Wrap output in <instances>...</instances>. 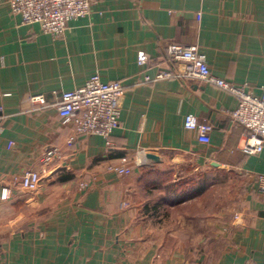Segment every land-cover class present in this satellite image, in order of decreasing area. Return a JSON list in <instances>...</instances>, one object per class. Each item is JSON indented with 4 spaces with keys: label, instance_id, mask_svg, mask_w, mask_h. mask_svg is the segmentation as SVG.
<instances>
[{
    "label": "crops",
    "instance_id": "crops-1",
    "mask_svg": "<svg viewBox=\"0 0 264 264\" xmlns=\"http://www.w3.org/2000/svg\"><path fill=\"white\" fill-rule=\"evenodd\" d=\"M173 44L264 93V0H95L59 40L0 0V264H264V151L243 153L236 96L194 80L146 81L173 69ZM140 52L156 65L140 66ZM96 74L126 87L112 148L75 133L54 106ZM41 95L45 104L32 100ZM189 115L213 126L210 143L186 128ZM139 149L160 161L137 169ZM29 171L42 177L36 193L19 186ZM95 190L100 210L84 206Z\"/></svg>",
    "mask_w": 264,
    "mask_h": 264
},
{
    "label": "built area",
    "instance_id": "built-area-1",
    "mask_svg": "<svg viewBox=\"0 0 264 264\" xmlns=\"http://www.w3.org/2000/svg\"><path fill=\"white\" fill-rule=\"evenodd\" d=\"M95 0H10L11 10L19 15L22 24L40 26L42 32L52 35L55 39L64 38L68 25L72 21L86 18L92 13ZM168 60L173 69L159 71L155 78L147 77L146 81L155 83L162 80L181 79L194 80L210 84L236 96L239 99L238 109L232 113L234 123L241 125L248 132L243 153L256 156L264 151V93L255 96L244 87L235 86L228 81L212 74L207 56L196 47H185L173 44L168 47ZM140 66L155 62L144 52L138 55ZM126 94V87L121 81H103L96 74L86 84L73 91L62 92L55 103L65 125L71 126L75 133L87 136H100L106 140L108 147H114L112 137L120 128L121 116ZM32 100L45 104L44 96H34ZM186 128L200 130V141L210 143L213 126L208 122H200L194 115L186 118ZM145 149L137 150L133 158L137 169H152L154 163L147 158ZM59 154L48 152L44 156V165L52 164ZM131 159L122 158L124 165ZM111 172L119 176L129 174L127 167L110 166ZM259 192L264 195V173L257 174ZM42 177L38 172H26L20 179L19 186L26 192L36 193L40 190ZM253 264V263H249Z\"/></svg>",
    "mask_w": 264,
    "mask_h": 264
},
{
    "label": "water",
    "instance_id": "water-1",
    "mask_svg": "<svg viewBox=\"0 0 264 264\" xmlns=\"http://www.w3.org/2000/svg\"><path fill=\"white\" fill-rule=\"evenodd\" d=\"M147 158L150 159L153 163H157L160 161V158L154 154H148ZM84 206L93 210L102 209V206L100 204L99 191L95 190L93 192H90L87 200L84 202Z\"/></svg>",
    "mask_w": 264,
    "mask_h": 264
},
{
    "label": "trees",
    "instance_id": "trees-1",
    "mask_svg": "<svg viewBox=\"0 0 264 264\" xmlns=\"http://www.w3.org/2000/svg\"><path fill=\"white\" fill-rule=\"evenodd\" d=\"M145 171H147V170H145ZM149 173H152V172H149ZM146 175H148V172H145V176H146ZM70 179H71V177L68 176V175H67V176H64V177L61 178V180H63V181H68V180H70Z\"/></svg>",
    "mask_w": 264,
    "mask_h": 264
},
{
    "label": "rangeland",
    "instance_id": "rangeland-1",
    "mask_svg": "<svg viewBox=\"0 0 264 264\" xmlns=\"http://www.w3.org/2000/svg\"><path fill=\"white\" fill-rule=\"evenodd\" d=\"M229 192H230V191H229ZM229 192H228V193H229ZM230 193H231V192H230Z\"/></svg>",
    "mask_w": 264,
    "mask_h": 264
}]
</instances>
